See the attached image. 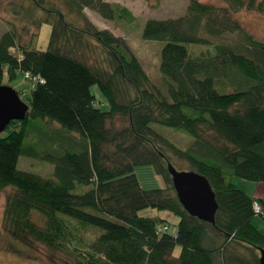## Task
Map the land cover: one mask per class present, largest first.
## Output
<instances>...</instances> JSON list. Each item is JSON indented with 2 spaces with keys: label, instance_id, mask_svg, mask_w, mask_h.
Returning <instances> with one entry per match:
<instances>
[{
  "label": "trees",
  "instance_id": "trees-1",
  "mask_svg": "<svg viewBox=\"0 0 264 264\" xmlns=\"http://www.w3.org/2000/svg\"><path fill=\"white\" fill-rule=\"evenodd\" d=\"M224 1L226 6L190 0L183 17L146 21L142 38L165 43L160 71L166 93L152 83L125 38L86 16L90 9L113 20L109 2L10 4L28 25L53 28L46 51L24 46L13 25L0 37V85L5 75L14 81L18 71L38 78L25 119L11 121L0 134V194L14 190L4 212L14 239L67 249L81 264H259L264 233L252 223L253 204L258 201L264 213V199H253L231 179L264 183V42L234 14L245 9L264 16V0ZM37 11L42 16H34ZM201 31L217 38L236 32L245 44L215 43L192 56L190 45H211ZM90 40L101 47L104 63L81 59ZM94 85L107 110L97 107ZM152 125L182 130L194 142L182 149ZM31 134L37 138L27 142ZM20 157L52 164L53 177L18 169ZM173 159L208 180L218 205L213 223L181 204L170 173ZM139 165H152L167 187L144 190L135 173ZM147 208L177 215L176 232L170 227L157 234L158 224H170L139 214ZM32 211L46 218L45 229L30 221ZM79 227L100 230L88 249L72 244Z\"/></svg>",
  "mask_w": 264,
  "mask_h": 264
},
{
  "label": "rangeland",
  "instance_id": "rangeland-1",
  "mask_svg": "<svg viewBox=\"0 0 264 264\" xmlns=\"http://www.w3.org/2000/svg\"><path fill=\"white\" fill-rule=\"evenodd\" d=\"M112 4L116 10V17L113 20L102 18L97 12L90 9H85V14L89 20L94 23L99 29H108L115 36L125 38L131 52L138 58L146 74L150 77L163 93H166L168 81L163 77L160 71L161 50L164 42L146 41L142 38V32L146 21L149 19L166 20L183 17L187 14V8L190 0H105ZM206 4L217 6H226L224 0H199ZM21 0H0V37L8 31L12 25L21 31V43L26 47H32L36 50L46 51L51 39L52 25L45 23L40 29L32 25H28V21L23 16H17L11 11V3L18 5ZM23 3V2H22ZM28 5V3H23ZM122 8L127 10V13H122ZM121 10V11H120ZM34 16H42L41 12H35ZM235 18L244 27L245 31L251 34L255 39L264 42V16L248 10H240L234 14ZM76 23L79 18L72 16L70 18ZM28 27V31L24 28ZM201 36L211 42L208 47L205 46H189L192 56L199 55L207 48H211L215 43H230L233 45L243 46L244 38L239 33H226L217 38L201 31ZM16 53V49H12ZM81 59L92 65H99L105 62V54L100 46L94 41H89V49L80 51ZM3 85L10 86L17 93L20 99L28 103L31 91L36 86V81L26 78V73L17 72V78L14 81H8V76L5 75ZM92 93L96 96L97 107L102 110H107L108 105L103 97L99 86L94 85L91 88ZM36 122H43L42 119H36ZM58 126L57 124H55ZM123 124L120 122L119 126ZM152 127L163 134L165 137L172 140L180 148L186 149L192 145L194 138L182 131L174 130L160 125H152ZM37 138V134H31L27 138V142H33ZM173 168L178 172H191L192 169L187 162L173 159ZM18 169L30 173L40 175L45 178L53 177L54 166L48 162H42L36 159L20 157ZM139 183L144 190L164 189L167 183L164 177L158 174L152 165H139L135 169ZM231 182L239 189L252 197L264 198V184L258 182H250L239 177L233 176ZM14 190L7 187L0 194V264H81L80 259L76 254L69 250L50 248L47 245L33 241L30 246L14 239L10 233L9 227L5 222L4 212L6 206V198ZM147 217H160L166 220L171 227V233L176 232V225L179 222V217L169 211L147 208L140 213ZM30 221L38 228H46V218L37 211H32ZM253 225L264 233V213L257 214L252 220ZM165 224V223H160ZM73 225L78 226L75 222ZM212 228V227H211ZM213 229V228H212ZM75 240L73 246H89L100 235V230L90 227H79L78 231H73ZM212 232H216L212 230ZM217 233V232H216ZM179 249H176L175 255H178Z\"/></svg>",
  "mask_w": 264,
  "mask_h": 264
},
{
  "label": "water",
  "instance_id": "water-1",
  "mask_svg": "<svg viewBox=\"0 0 264 264\" xmlns=\"http://www.w3.org/2000/svg\"><path fill=\"white\" fill-rule=\"evenodd\" d=\"M29 105L10 86L0 85V134L11 121L25 119ZM173 184L181 204L192 215L213 223L218 205L208 180L195 172H178L170 167ZM259 264H264V249Z\"/></svg>",
  "mask_w": 264,
  "mask_h": 264
},
{
  "label": "built area",
  "instance_id": "built-area-1",
  "mask_svg": "<svg viewBox=\"0 0 264 264\" xmlns=\"http://www.w3.org/2000/svg\"><path fill=\"white\" fill-rule=\"evenodd\" d=\"M26 78L27 79H32V80H38V78H34L32 77L30 74H26ZM253 209H254V212L255 214H260V215H263V210L259 204V202L255 201L254 204H253ZM169 226L166 225V224H158L157 227H156V232L157 234H163V233H166L169 231Z\"/></svg>",
  "mask_w": 264,
  "mask_h": 264
},
{
  "label": "crops",
  "instance_id": "crops-1",
  "mask_svg": "<svg viewBox=\"0 0 264 264\" xmlns=\"http://www.w3.org/2000/svg\"><path fill=\"white\" fill-rule=\"evenodd\" d=\"M264 184V183H263ZM263 190H264V188H263ZM252 197V196H251ZM253 199H255V200H257V199H264V198H261V197H252ZM179 249V248H178ZM179 251H180V249H179ZM257 254H259V252L257 253Z\"/></svg>",
  "mask_w": 264,
  "mask_h": 264
},
{
  "label": "bare ground",
  "instance_id": "bare-ground-1",
  "mask_svg": "<svg viewBox=\"0 0 264 264\" xmlns=\"http://www.w3.org/2000/svg\"><path fill=\"white\" fill-rule=\"evenodd\" d=\"M255 202V201H254ZM258 202V201H257Z\"/></svg>",
  "mask_w": 264,
  "mask_h": 264
}]
</instances>
